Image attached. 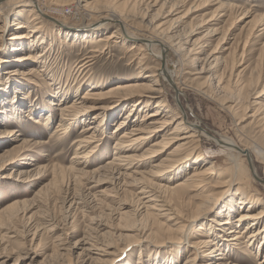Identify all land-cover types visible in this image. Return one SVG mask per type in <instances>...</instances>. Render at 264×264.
Returning <instances> with one entry per match:
<instances>
[{
	"label": "bare ground",
	"instance_id": "obj_1",
	"mask_svg": "<svg viewBox=\"0 0 264 264\" xmlns=\"http://www.w3.org/2000/svg\"><path fill=\"white\" fill-rule=\"evenodd\" d=\"M63 2L62 0H46L43 6L39 4L38 0H3L0 2V49L4 46L9 47L6 57H0V68L15 64V67L5 68V71L0 74V98L5 95V90L8 89V83L11 80L19 79L17 83H14V87H16L13 88L14 94L18 92V88L27 89L25 97L28 98L31 93L39 90L40 98H36L35 102L32 101L33 103H27L30 106L28 107L29 114L26 115L27 120L48 130L54 121L51 108L57 106L54 110L59 112V119L53 130L49 132L48 140L60 143L56 144L58 146L64 145V142L72 134L71 132L81 125L79 136L72 143L76 148L68 167L52 162L48 166L37 167L29 173L22 172L20 169L18 175L21 174V178L26 177L25 180H27L31 178V173L46 172L47 167H50L51 179L54 182L66 180L69 183L84 179L89 174L84 170L91 166V160L106 146L105 143H102L103 140L100 138L101 136L97 135V132L106 126V120L110 121L116 117L115 112L124 104L125 109L128 110L127 114L119 120V124L113 132L114 144L111 161H107L102 167L92 172L97 173L101 170L110 175L117 173L116 168L121 167L125 170L121 177H130L132 173L139 175V178L135 179L134 185H136L145 182L152 183V179L169 172H173L169 181L177 179L182 174L175 172L178 168L190 171L185 174L180 183L161 187L174 197H170L168 201L173 206L167 205L163 198V201L160 200L170 207L167 212L173 211L175 217H170L169 213V216H165L166 213L160 216V213L154 212L156 204L153 205V198L155 197L151 196L149 199L152 205L145 207L144 216V220L150 223L146 238L154 237L160 241L171 242L173 245L187 243L193 252H188L184 264H236L230 262L227 257V252L236 254V251L250 258L252 256L251 248L254 244L258 241L264 242V224L262 227H258L264 221V147L242 133L241 128H236L234 137L216 132H210L209 135L206 134L207 132L203 133L196 124H190L188 115L181 111L180 106L173 109L167 105L165 94L167 89H171L178 100H188L187 97L192 93L209 97L216 102L222 99L225 102L222 104L225 110L229 113L232 112L233 115L237 113L240 119H243L249 106L252 105L253 110L254 106L258 105L255 100H251V96L257 94V89L260 87V92L256 97L264 98V80L260 81L259 76L251 74L244 84H240L237 78L241 71L235 74L237 70H233L237 63L234 64V60L230 64L226 63L224 57L215 55L219 53V45L228 42L225 38L227 32L231 29L236 30L240 25L251 29L252 36L264 37V15L255 14V11L250 9L246 2L237 5L233 0H228L226 3L222 0H186V2L180 0H86L78 11L82 20L78 25H74L68 23L62 16V13L69 10ZM69 2L73 3L72 0H65L64 3ZM67 5L69 6L70 3ZM189 5H197V7L203 5L202 9L208 7L209 11L203 16L192 18L189 23H185L192 15L191 13L196 10H191V6L182 15H177L182 12L180 10ZM137 6H143L145 14H147V17L143 18L144 21L142 20L143 28L142 25L141 27L136 24L128 25L125 19L127 14H123V12L135 13ZM22 7L29 8L27 12L31 19L26 23L14 20L15 22L11 25L17 27L15 32L11 33L10 27L5 25V21L8 20L7 14L12 9ZM48 10L53 13L58 11L61 18L52 16ZM152 12L153 14L150 15ZM46 21L49 25L54 26L58 33L62 32L71 36L76 44H84L83 47L86 44H92V46H88L91 49L87 51L86 56L74 68V73L70 72L71 76H69L73 78V82H67L70 79L68 77L62 82L63 75L60 76L58 68L54 66L56 62H51V59L54 58H52L49 48L44 45L46 40L40 36L41 29L46 26ZM222 23L223 25L218 27ZM109 25L114 26L110 33L107 32ZM82 28L85 31L80 33L79 30ZM101 29L104 31L101 32ZM239 34H242L241 31ZM196 35L201 36L196 37ZM215 36H218V46L213 48L211 40ZM42 45L44 47H41ZM111 45L120 51L128 45L127 52L129 54L136 50L140 52L139 57L135 58L137 61H130L127 64L130 68L135 66L136 71L131 77L121 79L102 77L97 81L90 71L95 64L94 61L101 55H105V52L112 47ZM223 46L220 50L224 51ZM40 47L42 50L37 54L30 53ZM206 48L210 51H203ZM200 52H203V57L191 58V56H199ZM147 55L159 62H157V67L151 68V71L146 67ZM27 63L31 65L28 69H24L23 67ZM221 63H226V65L224 64L225 66L220 68ZM185 66L195 67L191 81L185 77ZM45 79L49 82L52 90L45 87L48 85L45 83ZM83 90L85 91L80 97L78 94ZM46 94L52 95L50 98H54L53 96L56 95L57 103L50 100L44 105V102L39 99H42V95ZM72 95H74L73 102L67 105L66 101ZM88 102H91L90 105ZM16 103L14 97H11L9 104L13 109L12 112L9 114L6 111L0 112L3 113L2 121L9 125L11 123L20 125L23 122L15 109ZM96 109L101 112L92 118L95 124L84 125L90 113ZM139 117L141 120L138 121ZM250 118L251 121L247 126L254 123L255 128L264 131V112H261L259 107L253 111ZM129 125L130 128H128ZM17 132L14 128H7L4 133H1L0 146L4 145L8 139L14 145L3 149L0 153V169H3L11 161L30 160V157H26L34 147L42 148L49 143L47 140L33 143L25 138L19 140V135L15 136ZM206 139L213 141L211 143L213 146L208 145L209 154H222V159L218 157L215 159L218 161L221 159L227 166L226 169L220 168L215 161L207 162L201 142ZM62 141L64 142L61 144ZM150 142L151 144H148ZM168 148L172 149L165 154L164 158L158 163L150 165L151 170L147 175L149 177L144 174L146 172H137L144 166L146 167L149 159L159 156V153ZM21 165L24 167L31 164L24 165L22 163ZM132 168L135 170L126 174ZM144 188L141 187V190L143 191ZM40 190L36 192V196L41 194ZM226 197L228 199L224 202L223 208L217 210L215 216L213 215L207 223L198 225L195 236H190L191 234H188L190 223L212 213L214 208L218 207L219 202H222ZM24 203L25 201L15 200L3 205L0 208V227L15 222L20 212L19 209ZM235 215H237L236 218H234ZM164 216L166 217L163 218L165 222L171 223L170 219L172 218L174 223L171 226L173 228L169 224L165 223L164 226V222H158V218ZM243 223H245L244 227H242ZM212 224L222 227L220 231L224 234L220 236L219 240L215 226L209 228ZM130 237L128 236V238ZM81 242L83 241L81 240ZM89 243V247L80 248L81 254L97 250L96 243L94 245ZM79 244L80 240L78 239L73 249H78L77 245ZM202 248L211 251H207L197 258V253ZM248 250L249 254L247 255L245 252ZM257 250L258 253L259 249ZM216 252L217 254H215ZM96 255L99 254L96 253ZM216 256L221 258H216ZM205 257L207 260L202 261L201 259ZM253 257L255 258L256 255ZM95 260L102 264H111V260L101 261L97 258ZM160 260L156 258L152 260L151 264H175L174 257L163 262ZM236 260L244 261L243 259ZM256 264H264V257L262 260L259 259Z\"/></svg>",
	"mask_w": 264,
	"mask_h": 264
},
{
	"label": "rangeland",
	"instance_id": "obj_2",
	"mask_svg": "<svg viewBox=\"0 0 264 264\" xmlns=\"http://www.w3.org/2000/svg\"><path fill=\"white\" fill-rule=\"evenodd\" d=\"M45 1L46 0H38L39 4L42 6L45 4ZM63 1L65 2V0H62V2ZM180 1L186 2V0ZM222 1L224 3L228 2V0ZM0 2H3V0H0ZM64 2V6L68 7L67 9L69 10H66L65 13H62L63 18H65V20H67V22L70 24L78 25L82 20L80 12L78 11H80V7L85 4L86 0H81L79 1L80 3L77 0H72L73 3L69 2V6L67 5L69 3ZM233 2L237 5L246 2L248 7L255 11V14L264 15V0H233ZM191 6L192 5L186 6L184 9L180 10L182 12L178 13L177 16L182 15ZM202 7L203 5L199 7H197V5H193L191 10L196 11L191 13L192 15L186 20L185 23H189L192 18L203 16L205 13H207V11H209L208 7L204 9H202ZM28 10L29 8L22 7L14 10L12 9L9 14H7L8 20L5 21V25L10 27L9 30L11 33L15 32V28L17 27L16 25H11L13 22H15L14 20L25 23L30 21L31 17L27 12ZM49 11L50 10H48V12ZM49 13H51V15L56 18H61L59 17L58 11L57 13H53L52 11ZM128 13L129 12H123L124 15L127 14V16L125 15V19L128 25L131 24L134 26L136 24L139 27H141V25L142 28L144 27L143 18H146L147 14H145L143 6H137L135 13ZM151 14H153V12L150 13V15ZM45 24L46 26L44 29H41L42 33L40 36L46 40L44 45L45 47L49 48L52 58H54L51 59V62H56L54 66L58 68L57 70L60 73V76L63 75L62 82H64L67 77L70 78V81L68 80L67 82H73V78L70 77L71 73H74V68L79 65L81 59L86 56V53H88L87 51L91 49L89 47L92 46V44H86L83 47L84 44H76L73 42L71 36L62 32L58 33L56 28H54L52 25H49L47 21ZM222 25L223 23L218 27ZM113 27V25L107 26V32L110 33ZM242 27L243 25H240L236 30L231 29L227 32L225 38H227L228 42H226V44H224L225 42L221 44L219 43V53L215 56L224 57V59H226V63L228 62L230 64L232 63V60H234V64L237 63V66L240 65L239 67L234 66L235 68L233 69L237 70L235 74L241 71L239 77L237 78L240 84H244L250 78L251 74L254 76H259L261 78L260 81H263L264 37H254L252 36L253 31H251V29ZM103 29L100 31H104ZM79 31L82 33L85 31V29L82 28V30ZM240 31L242 34H239ZM199 36L201 35H196V37ZM217 38L218 36H215L211 40V45L213 48L218 46ZM127 46L128 45H126L125 49L122 51L112 46L105 52V55H101L94 61L95 64L92 66L90 72L97 81L101 80L102 77L121 79L133 76V73L136 71L135 66L130 68L127 64H129L130 61H135V58L139 57L140 52L136 50L134 53L130 52L129 54V52H127L129 49ZM222 46L223 49H225L224 51L220 50ZM41 47L44 46L42 45ZM41 47L37 48L35 51H31L30 53L32 55L34 53L37 54L42 50ZM8 49L9 47L6 46L0 49V57H6V55L9 53ZM198 51L200 50L198 49ZM203 51L209 52L210 50L206 48ZM200 53L201 54H199V56H191V58L203 57V52ZM157 62L158 61H155L152 56L147 55L146 67L149 68L150 71L151 68L158 66ZM226 63H221L220 68H223ZM30 65V63H27L23 68L28 69ZM9 67H15V64L0 68V74L5 71V68ZM194 69V66L184 67V72L186 73L185 77L187 80L191 81L193 79L192 74L195 72ZM147 73H149V71H147ZM18 80L19 79L9 81L10 83H8V89L5 90V95L0 98V112L6 111L8 114L9 112H12L13 109L11 108L9 101L11 97H14V100L17 102V107L15 109L17 110L18 115L22 118L23 122L20 125L15 123H11V125H9V123L2 121L3 113H0V139L2 137L1 133H4L5 129L14 128V130L16 129V131H18L15 136L19 135V140L25 138L26 140H29L30 143L46 140L48 142V134L53 130L55 123H57L59 119V112L54 110L57 106H53L51 108L54 115V121L48 130H45V128L41 125H35L32 121L27 120L26 115L29 114L28 107H30L28 104L32 101L35 102L36 98H40L41 95L40 91L37 90L34 91V93H31V96L27 98L25 97V95L27 96V89L20 88H18V92L14 94L15 91L13 88H16L14 87V83H17ZM79 80L81 79L79 78ZM45 83L48 84L45 87H47L48 90H52V87H50L47 79H45ZM260 89L261 87L257 89V94L251 96V100H255L258 105L254 106L255 108L253 110V106H249L246 113L243 115V119H240L237 113L233 115L232 112L229 113L227 110H225L222 106V104L225 102L222 99L217 100L216 102V100H212L209 97H202L192 93L189 94V97H187L188 100H178L174 96V91L171 89H167L165 98L167 105L173 109H176L180 106L181 111L188 115L190 124H196L203 133L207 132V135H209L210 132H216L234 137L236 135V128H241L242 133L248 135L251 139L256 140L259 145L264 147V131L255 128L254 123H252L250 126H247V124L251 121L250 116L256 108L259 107L260 111L264 112V98L256 97L259 94ZM84 91L85 90L81 91L78 95L81 97ZM42 96V99L39 100H42L41 102H44V105L46 102H50V100L51 102L57 103L56 101L58 97H56V95L53 96L54 98H50L52 95L49 94ZM73 96L74 95H72L66 101L67 105L73 102ZM39 100H37V102H40ZM90 103L91 102H88L89 105ZM125 108L126 106L124 104L121 105L120 109L115 112L116 117L114 119L112 118L110 121L106 120V126L97 132V135L101 136L100 138L103 140H101L102 143H105L106 146H104L103 149L100 150V153L91 160V166L84 170L89 172V174L86 176L87 178L85 177L84 179H79L69 183L66 180L54 182L51 179L52 177L49 170L50 167H47L46 172L35 171L31 173V178L27 180H25L26 177L21 178V174L18 175L20 169L22 172L27 171L29 173L37 167H42L44 165L48 166L52 162L54 164L58 163L64 167H68L76 148V146H73L72 143L79 136V129L81 125L71 132L72 134L66 142H61V144L64 142V145L58 146L56 144L60 143L49 141V143L42 148L34 147L26 157H30V160H20L19 162L11 161L7 163L3 169H0V208L3 205L15 200L20 202L25 201V203L21 205V208L19 206L21 210L19 209L20 212L16 221L12 224L8 223L0 227V264H92L96 258L101 261L111 260V264H151L153 262L152 260L156 258L159 260L161 259L160 261L163 262L167 259H173V257L175 264H184V260L188 255V252H193V250L187 246V243L173 245L171 242L166 241V243L164 241H160L159 239H154V237L146 238L147 234L149 233L148 226L150 223L144 220V216L146 212L145 207L152 205L151 202H149V199L151 196H153L155 197L153 198V205L156 204L154 212L160 213V216L166 213L167 215L164 214L165 216H169L170 214V217H175L173 211H170L172 214L167 212V210L170 209L169 206H173L172 203L168 202L169 198L173 195L165 192V190L161 187L180 183L181 180H183L185 174L189 173L190 171H183V169L178 168L175 170V172H180L182 174L177 179H171L169 181V177L173 176V172H169L170 174H162L160 177H158L159 179H152V183L145 182L136 185H134L135 179H138L139 175H137V173H132L133 170H135L133 168L126 172V174L132 173V176L130 177H121L122 172H125V170L123 168L121 169V167L116 168L117 173L110 175L101 170L97 173L92 172L93 170L102 167L107 161H111L114 144V139L112 137L113 132L116 126L119 124V120L125 116V114H127L128 109ZM100 112L101 110L99 109L91 112L84 125L89 123L95 124V121L92 118L98 116ZM139 120H141V117L138 118V121ZM237 124L240 125L237 126ZM128 128H130V125ZM209 139L212 138L210 137ZM209 139H206V141H201L202 145L204 146L202 151L205 155V159L207 162L215 161L220 168L226 169L227 166H225L221 160L222 154H209L210 149L208 145H211L213 142ZM148 144H151V142ZM13 145L14 143L8 139L4 145L0 146V153H2L3 149L10 148ZM171 149L172 148L165 149L166 151L164 150L159 153V156L149 159V163L146 165V167L144 166V168L139 169L137 172H146L144 174L147 176L148 172L151 170L150 165H152V163H158L159 160L164 158L165 154ZM213 151H215V149H213ZM217 157L221 159L218 161L215 159ZM32 159L34 161H31ZM22 163H24V165L26 163L31 165H25L23 167V165H21ZM262 169L260 170L261 172L263 171ZM141 187H145L143 191L141 190ZM39 190L41 191L42 195L39 194L40 196H36V192ZM156 198L157 200H155ZM162 198L169 206L162 202ZM227 199L228 198L226 197L222 200V202L220 201L218 207H215L212 213L201 217V219L195 221L196 223H190L191 226L189 228L188 234H191L190 236H195V230L198 225L207 223L208 220L213 217V215L215 216L217 210L219 211L223 208L224 202ZM160 208H162L163 211ZM165 216L158 218V222H164V226L166 223L173 228V226H171L174 223L172 222V218L170 219L171 223L165 222L163 219L166 218ZM236 217L237 215L234 216V218ZM263 224L264 221H262L258 227H262ZM213 225L214 224L210 225L209 228H212ZM244 225L245 223L242 224V227H244ZM215 229L219 236L217 237L219 240L220 236L224 234L220 231L222 227L215 226ZM125 235L132 237L128 238V236L126 237ZM78 239L80 240V244L77 245L78 249H73V246ZM81 240L83 242H81ZM88 243L91 245L96 243L95 245L97 250H94L95 252L92 253L84 252L81 254L80 248L89 247ZM253 247L251 248L252 256L250 258L242 255L239 251H236V254H230V252H227V257L229 258L230 262L236 264H256L259 259L262 260L264 257V242L260 243V241H258ZM98 248L99 251L101 250V252L98 251ZM202 249L199 253H197V258L207 251H211H209L207 248ZM257 249H259L258 253ZM96 253L99 255H96ZM169 253L172 254L170 255ZM245 253L248 255L249 250ZM215 254H217V252ZM255 255L256 257L254 258L253 256ZM217 257L221 258L220 256H216V258ZM236 259H243L244 261L238 262ZM201 260L204 261L207 259L205 257ZM99 263L102 264V262L95 260L93 264Z\"/></svg>",
	"mask_w": 264,
	"mask_h": 264
}]
</instances>
